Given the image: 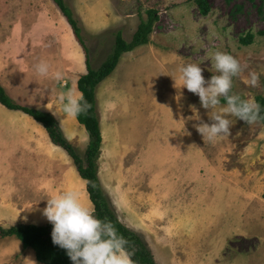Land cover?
Masks as SVG:
<instances>
[{"label": "rangeland", "instance_id": "374dc122", "mask_svg": "<svg viewBox=\"0 0 264 264\" xmlns=\"http://www.w3.org/2000/svg\"><path fill=\"white\" fill-rule=\"evenodd\" d=\"M207 1L208 14L196 0H66L81 20L95 68L108 57L118 31L131 40L149 10L158 15L149 43L124 53L98 87L99 176L120 220L142 235L157 264H264V123L249 125L226 115L233 119L230 134L204 139L197 125L214 123L213 109L180 87L178 72L196 63L208 80L218 74L209 53L226 52L243 69L233 78L232 93L255 102L264 96V0ZM39 2L43 7L32 13L36 26L22 29L14 25L15 0H0V78L19 82L18 103H29V97L30 106L62 112L61 94L79 96L70 88L87 71L86 54L66 19L55 18L60 9L53 0ZM51 19L53 27H41ZM251 33L254 42L243 45L240 38ZM40 61L62 79L38 77L34 66ZM78 64L84 73L74 71ZM252 73L258 76L255 86L247 83ZM54 115L85 152L90 141L85 126L76 116ZM65 154L68 188H77L94 212L87 181ZM15 164L0 163V199L6 202L0 225L50 223L42 209L56 195L57 175L47 190H32L29 159ZM11 240L0 238V264H40Z\"/></svg>", "mask_w": 264, "mask_h": 264}, {"label": "trees", "instance_id": "16d2710c", "mask_svg": "<svg viewBox=\"0 0 264 264\" xmlns=\"http://www.w3.org/2000/svg\"><path fill=\"white\" fill-rule=\"evenodd\" d=\"M60 8L70 24L73 33L79 43L83 46L86 54L87 72L78 79V89L88 102L87 111L76 116L79 123L87 129L90 141L85 152H80L66 137L59 120L54 114L42 109L22 105L15 101L0 84V103L12 110L21 111L36 121L43 124L51 141L64 149L73 159L80 176L87 181V191L94 205V214L101 220L111 221L117 230L118 235L127 240V251L133 264H157L152 250L142 235L125 225L119 218L115 206L105 191L99 176V159L103 143L100 116L98 113L97 91L99 85L109 78L117 68L124 53L133 51L137 47L147 44L150 41V34L154 24L158 20L155 10H149L148 20H141L131 40H127L121 31L115 35V41L111 52L103 63L95 68L91 64L90 50L82 35L81 20L75 10L70 7L66 0H53ZM203 14L210 12V5L207 0H196ZM243 45H250L254 42V34H248L240 38ZM221 103L226 101L221 98ZM256 103L261 108V119L264 123V96L256 97ZM51 223H20L3 227L0 225V238L16 237L22 243L23 249H33L35 257L40 264H73L65 249L55 245L52 241Z\"/></svg>", "mask_w": 264, "mask_h": 264}, {"label": "clouds", "instance_id": "9594fccd", "mask_svg": "<svg viewBox=\"0 0 264 264\" xmlns=\"http://www.w3.org/2000/svg\"><path fill=\"white\" fill-rule=\"evenodd\" d=\"M209 57L218 74L208 80L196 63H185L178 72L182 82L180 87H186L198 95L203 108L213 109L210 117L215 122L197 125V128L204 139L214 141L219 136L230 134L233 119L226 118V115L249 125L262 117L258 103L232 93L233 78L243 70L240 62L231 54L221 51L209 53ZM34 71L38 77L62 79L61 73L50 72V65L45 61L35 64ZM247 83L255 86L258 83L257 74L252 73ZM221 98L227 106L216 110ZM58 99L63 105L62 112L56 111L54 114L77 116L89 107L82 95L77 96L71 91L61 94ZM42 215L53 225V243L66 250L73 264H132L126 248L127 240L118 235L111 221L101 220L94 214L91 207L83 202L77 188H68L47 199Z\"/></svg>", "mask_w": 264, "mask_h": 264}, {"label": "crops", "instance_id": "0c3cea01", "mask_svg": "<svg viewBox=\"0 0 264 264\" xmlns=\"http://www.w3.org/2000/svg\"><path fill=\"white\" fill-rule=\"evenodd\" d=\"M40 6L43 7V5L39 2V0H15V3L13 5V12L15 13L17 18L14 20L15 27L17 28L19 27L22 29L27 27L29 28L35 27L36 23L34 24V21L32 19V13H34V11H36ZM103 7L104 6L101 4L98 5V10L100 11V13H104ZM58 13L59 15L56 14L55 18L57 19L59 18L61 20L62 19L64 20V18L66 19V17L64 16L61 10ZM24 14H29V15L23 16ZM62 14L64 17L62 16ZM48 22L49 24H47ZM52 22L53 19L49 21L43 20L42 21L43 24L41 27L45 28L47 25L53 27ZM65 35L68 41L71 36L68 28L66 29ZM63 42L66 43V40L63 39ZM68 47H69V43H66L65 49L69 50ZM74 50L76 51V47ZM74 71L76 72L80 71L84 73L81 64H78V69H74ZM76 74H81V73H76ZM77 83L78 80L72 85L70 89L73 90L74 92L77 91L78 95L80 96L82 95V93L78 91L79 89L78 90L76 89V87L78 88ZM0 84L6 89L8 94L13 99H15V101H17L16 94L17 92L19 93V89H18L19 82H17L14 79H11L10 81H5L0 78ZM63 85H66V83H64ZM25 100L26 102L29 103H25V104L21 103V104L30 106L31 105L30 98L28 97ZM43 109L44 111L51 112L52 114L55 113L50 108L46 107ZM64 151H65L64 149H62L60 146L55 145L51 141L42 123L36 121L31 116L21 111L9 109L6 106H4L2 103H0V163L2 161L3 164H8V166L13 167L14 165H16L15 162L17 161L18 158H24L26 160L29 159L28 171L31 173V176H29V183L31 184L30 188L32 189L33 187L32 190L35 189L37 190L38 187L40 188L42 187L41 189L47 190L48 185H53L52 184L53 181H51L53 179L52 177L53 174L55 176L57 175L56 176L57 184L59 185L57 188L55 187L56 195L64 191V188L69 187L68 179L65 177L64 174V171L66 170V168H68V166L65 165L63 161L66 155L65 154L66 151L65 152ZM66 163L68 164V161H66ZM59 173L61 175H58ZM67 175L69 174L67 173ZM45 192L46 191L40 193L41 197L45 195ZM5 203H2L0 199V206ZM36 204H38V202H36ZM6 238L12 239L11 241H13V243H15L17 247L23 249L21 241L16 237H6ZM25 250L30 252L31 258L35 256L33 249L29 248Z\"/></svg>", "mask_w": 264, "mask_h": 264}, {"label": "bare ground", "instance_id": "6f19581e", "mask_svg": "<svg viewBox=\"0 0 264 264\" xmlns=\"http://www.w3.org/2000/svg\"><path fill=\"white\" fill-rule=\"evenodd\" d=\"M35 179V178H34ZM84 194V193H83ZM34 258H35V256H34ZM36 263H37V261H36Z\"/></svg>", "mask_w": 264, "mask_h": 264}]
</instances>
